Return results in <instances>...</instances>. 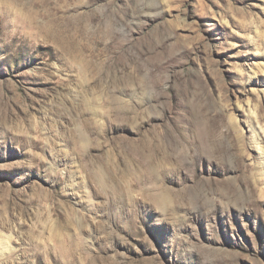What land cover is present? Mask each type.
Returning a JSON list of instances; mask_svg holds the SVG:
<instances>
[{
    "label": "rangeland",
    "instance_id": "374dc122",
    "mask_svg": "<svg viewBox=\"0 0 264 264\" xmlns=\"http://www.w3.org/2000/svg\"><path fill=\"white\" fill-rule=\"evenodd\" d=\"M0 264H264V0H0Z\"/></svg>",
    "mask_w": 264,
    "mask_h": 264
}]
</instances>
